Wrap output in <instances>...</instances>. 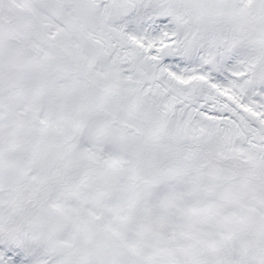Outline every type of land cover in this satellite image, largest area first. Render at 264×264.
<instances>
[{
  "label": "snow or ice",
  "instance_id": "6c2138e0",
  "mask_svg": "<svg viewBox=\"0 0 264 264\" xmlns=\"http://www.w3.org/2000/svg\"><path fill=\"white\" fill-rule=\"evenodd\" d=\"M0 264H264V0H0Z\"/></svg>",
  "mask_w": 264,
  "mask_h": 264
}]
</instances>
